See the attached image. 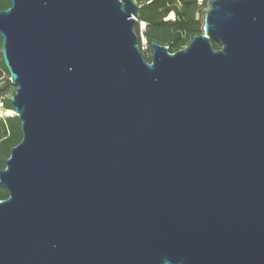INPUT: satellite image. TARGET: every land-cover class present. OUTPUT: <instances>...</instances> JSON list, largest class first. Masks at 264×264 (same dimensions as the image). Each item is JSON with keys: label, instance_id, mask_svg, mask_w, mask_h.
Instances as JSON below:
<instances>
[{"label": "water", "instance_id": "obj_1", "mask_svg": "<svg viewBox=\"0 0 264 264\" xmlns=\"http://www.w3.org/2000/svg\"><path fill=\"white\" fill-rule=\"evenodd\" d=\"M139 8L0 9L23 133L0 264H264V0H212L203 33L151 61Z\"/></svg>", "mask_w": 264, "mask_h": 264}, {"label": "trees", "instance_id": "obj_2", "mask_svg": "<svg viewBox=\"0 0 264 264\" xmlns=\"http://www.w3.org/2000/svg\"><path fill=\"white\" fill-rule=\"evenodd\" d=\"M140 5V23H145L143 31L149 46L157 41L167 45L169 51L175 52L188 45L192 38L203 33L204 9L207 0H136ZM11 6V0H0V9H7ZM171 14L172 19H166ZM140 23L136 27L140 36ZM139 44L141 40L139 37ZM216 49L220 48L217 41H213ZM2 37L0 36V111L11 110L13 105L8 95L9 89L13 86L10 81V73L3 60L1 51ZM141 49L143 50L142 46ZM144 57L151 61L142 51ZM7 74V77H4ZM22 125L20 118L14 115L0 116V170L6 167V160L10 156L11 148L22 140ZM8 197L7 190L0 185V199Z\"/></svg>", "mask_w": 264, "mask_h": 264}, {"label": "rangeland", "instance_id": "obj_3", "mask_svg": "<svg viewBox=\"0 0 264 264\" xmlns=\"http://www.w3.org/2000/svg\"><path fill=\"white\" fill-rule=\"evenodd\" d=\"M211 1L212 0H207V4H206V7H205V9H204V13H205V11H207L209 8H210V5H211ZM171 16V14H169L167 17H166V19H172V18H174V16L173 17H170ZM144 25V24H143ZM141 27H142V24L140 23V30H141ZM145 29V28H144ZM142 51H144V53H145V55L147 56V57H151V55H152V49H151V47L149 46V43L147 42L146 43V48H144ZM4 77H7V74H4ZM15 92H16V87L15 86H12L10 89H9V94L8 95H13V94H15ZM8 111L6 110V111H4V110H1L0 111V116H8V115H14L15 114V112H14V110L12 111V113H7Z\"/></svg>", "mask_w": 264, "mask_h": 264}, {"label": "built area", "instance_id": "obj_4", "mask_svg": "<svg viewBox=\"0 0 264 264\" xmlns=\"http://www.w3.org/2000/svg\"><path fill=\"white\" fill-rule=\"evenodd\" d=\"M141 24H142V27H141V30H140V36L139 37H140V40H141V46L144 49V48H146L147 39H146V37H145V35L143 33L144 28H145V23L141 22Z\"/></svg>", "mask_w": 264, "mask_h": 264}, {"label": "bare ground", "instance_id": "obj_5", "mask_svg": "<svg viewBox=\"0 0 264 264\" xmlns=\"http://www.w3.org/2000/svg\"><path fill=\"white\" fill-rule=\"evenodd\" d=\"M8 112L7 113H12V111L11 110H7Z\"/></svg>", "mask_w": 264, "mask_h": 264}]
</instances>
